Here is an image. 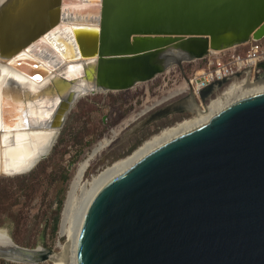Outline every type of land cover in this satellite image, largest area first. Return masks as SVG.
Here are the masks:
<instances>
[{
    "label": "water",
    "instance_id": "water-1",
    "mask_svg": "<svg viewBox=\"0 0 264 264\" xmlns=\"http://www.w3.org/2000/svg\"><path fill=\"white\" fill-rule=\"evenodd\" d=\"M25 18L37 35L18 28ZM262 39L264 0L3 4L0 56L23 49L13 61L16 71L35 82L53 72L58 77L49 86L52 103L27 91L18 97L21 105L0 101V132L56 120L50 143L27 169L0 175L26 174L51 152L72 105L85 96L70 88L76 80L91 94L127 90L170 65L182 71L184 62ZM257 67L263 70L264 61ZM71 69L78 74L66 77ZM191 96L197 102L191 90L176 100ZM61 253L18 245L5 231L0 236V259L11 263L39 264ZM76 264H264V87L233 96L205 123L105 183L82 221Z\"/></svg>",
    "mask_w": 264,
    "mask_h": 264
},
{
    "label": "rangeland",
    "instance_id": "rangeland-1",
    "mask_svg": "<svg viewBox=\"0 0 264 264\" xmlns=\"http://www.w3.org/2000/svg\"><path fill=\"white\" fill-rule=\"evenodd\" d=\"M234 48L228 49L225 54L242 51L241 47ZM216 57L225 58L223 53L210 54L203 59L182 63V71L177 65H170L151 80L139 83L130 89L88 94L76 100L53 145L54 148L61 136L57 149L53 151L52 148L51 152L34 167L36 180L31 187L25 190L26 192L17 194L19 196L16 198V204H11L15 196L4 200L0 208V229L7 232L18 245L28 247L40 245L57 253L62 252L60 256L64 255L67 251L68 237L60 233L61 215L70 181L80 161L96 144L106 143V140L110 139V142L90 161L83 180L88 181L93 174L112 161L129 154L144 139L159 129L190 116L191 113L184 109L168 117H166L168 114H175L178 109L173 112L165 111L154 120L142 124L133 131L130 130L138 121L139 118L136 119V117L142 109L151 106L170 92L184 87L187 81L185 78H191L205 68L207 58ZM229 82L214 86L202 98L199 97L201 102L206 104L209 98L228 86ZM185 95L187 92L184 91L154 106L147 114L162 111L168 103L177 101L176 99ZM112 132L115 134L113 138ZM18 178L0 175V189L10 193V189L14 188ZM78 193L79 190L74 192V198H77ZM55 218H57V224L52 232V223ZM54 261L39 264H55Z\"/></svg>",
    "mask_w": 264,
    "mask_h": 264
},
{
    "label": "bare ground",
    "instance_id": "bare-ground-1",
    "mask_svg": "<svg viewBox=\"0 0 264 264\" xmlns=\"http://www.w3.org/2000/svg\"><path fill=\"white\" fill-rule=\"evenodd\" d=\"M9 1L12 0H0V7ZM26 20L27 18L21 20V22L18 23V28L24 29L27 27V36H32V34L37 35V33H34L35 29H33V23ZM41 30L42 29L37 32L40 33ZM221 51L212 52L219 53ZM11 55L12 56L10 57H5V59L3 56H0V101L4 100V97H7L8 102H14L16 103L15 105H21L22 101L21 99H18V97L27 91L34 95H43V101L48 104L52 103L54 100L52 95L49 93V86L51 79H56L58 77L57 72H53L52 74L45 76L41 81L35 82L13 68V61L15 58L20 55H25V51L21 49L18 53ZM90 62L91 60L85 62L84 67L89 69L88 67L90 66ZM77 74L78 72L73 71V69L65 72L66 77H74ZM260 87H264V79L254 80L250 79L249 76H246L238 80L234 79L230 84H228V86L224 87L221 91L216 92L213 97L209 98L206 104H203L201 101L200 103L196 102L191 96L168 103L162 111L159 110L147 114V112H149L154 106H158L170 98L183 93L184 91L186 92L187 85L170 92L168 95L162 97L151 106H147L142 109L138 113V117H136V119L139 118L138 121L130 130L133 131L136 128L141 127L142 124L154 120L165 113V111L173 112L174 110L180 108V106L182 109L190 112V116L159 129L156 133L144 139L129 154L112 161L96 174H93L90 180L83 181L90 161L110 142V139L106 140V143L99 142L96 144L89 154L77 165L70 181L69 191L64 203L60 222V233L66 234L68 237L67 251L62 256L56 254L53 255L52 258L56 257L54 258V263L76 264V244L82 221L91 200L105 183L120 175L157 146L205 123L233 96ZM70 88L77 91V95L91 94L88 92L84 84L78 80H76ZM18 113L19 112H17V114ZM144 114L147 115L140 118V116ZM51 119L52 116H50V119L47 120L45 126L41 125L33 127V125L36 126L38 122H36V120H32L30 121V126L28 127L20 123L17 124L18 127L15 130L0 132V174L11 175L21 172L29 167L30 163L50 143L55 133L56 128L53 124L56 123V120L52 121ZM41 121H43V119ZM143 127L144 126H142V128ZM114 136L115 134L112 132V138ZM76 190H79V195L77 198H74V192ZM0 236L4 237V231L0 230Z\"/></svg>",
    "mask_w": 264,
    "mask_h": 264
},
{
    "label": "built area",
    "instance_id": "built-area-1",
    "mask_svg": "<svg viewBox=\"0 0 264 264\" xmlns=\"http://www.w3.org/2000/svg\"><path fill=\"white\" fill-rule=\"evenodd\" d=\"M262 40H250L237 46L241 47L242 51H234L230 55L225 54L228 50L219 52L223 53L225 58H207L206 67L187 79L186 92L191 90L196 96L197 102L200 103L199 92L214 82L224 83L230 81L229 83H231L234 79L246 76L253 78L258 75L262 69L257 67V64L264 61V44H262ZM242 75L245 76L242 77Z\"/></svg>",
    "mask_w": 264,
    "mask_h": 264
},
{
    "label": "trees",
    "instance_id": "trees-1",
    "mask_svg": "<svg viewBox=\"0 0 264 264\" xmlns=\"http://www.w3.org/2000/svg\"><path fill=\"white\" fill-rule=\"evenodd\" d=\"M61 141V136L60 138L58 139V142L56 143V145L54 146L53 148V151H55L57 149V144ZM17 177L18 180H17V183H15L14 185V188L13 189H10V193H8L7 191L5 190H1L0 189V208L2 207L3 205V202L4 200L7 198V197H12V196H15L13 198V201L11 204H16V198L18 193L22 194L24 192L27 191V189H29L33 183V181L36 180V177L34 176V171H30L28 172L27 174H23V175H18ZM26 190V191H25ZM56 224H57V218H55L53 220V223H52V228H51V231L54 232L55 228H56ZM0 263L1 264H14V263H6L5 261L1 260L0 259Z\"/></svg>",
    "mask_w": 264,
    "mask_h": 264
},
{
    "label": "flooded vegetation",
    "instance_id": "flooded-vegetation-1",
    "mask_svg": "<svg viewBox=\"0 0 264 264\" xmlns=\"http://www.w3.org/2000/svg\"><path fill=\"white\" fill-rule=\"evenodd\" d=\"M250 78V77H249ZM250 79H254V80H261V79H264V69L258 74V75H256L255 77H253V78H250ZM213 88V87H212ZM211 88V89H212ZM210 90V89H209ZM209 90H207V91H209ZM181 110H182V107L180 106V108H178V111L175 113V114H168L166 117H168V116H173V115H176V114H178L179 112H181ZM165 117V118H166ZM162 119H164V118H162Z\"/></svg>",
    "mask_w": 264,
    "mask_h": 264
},
{
    "label": "snow or ice",
    "instance_id": "snow-or-ice-1",
    "mask_svg": "<svg viewBox=\"0 0 264 264\" xmlns=\"http://www.w3.org/2000/svg\"><path fill=\"white\" fill-rule=\"evenodd\" d=\"M36 79H39V77H36Z\"/></svg>",
    "mask_w": 264,
    "mask_h": 264
}]
</instances>
